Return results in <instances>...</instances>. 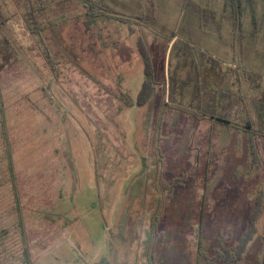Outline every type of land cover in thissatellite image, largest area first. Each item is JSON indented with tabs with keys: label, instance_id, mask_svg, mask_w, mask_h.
<instances>
[{
	"label": "rangeland",
	"instance_id": "1",
	"mask_svg": "<svg viewBox=\"0 0 264 264\" xmlns=\"http://www.w3.org/2000/svg\"><path fill=\"white\" fill-rule=\"evenodd\" d=\"M91 1L112 14L86 28L78 0H0V264L22 229L32 264H221L256 214L239 263L264 264V0L236 35L221 1ZM41 5L42 43L22 21ZM214 94L228 124L202 117Z\"/></svg>",
	"mask_w": 264,
	"mask_h": 264
},
{
	"label": "trees",
	"instance_id": "2",
	"mask_svg": "<svg viewBox=\"0 0 264 264\" xmlns=\"http://www.w3.org/2000/svg\"><path fill=\"white\" fill-rule=\"evenodd\" d=\"M78 1L81 3L83 8L87 9V13H85V15L83 16L80 15L81 18H83L82 23L86 26V28H88L92 22L91 16L96 15L99 12H107L109 14H112L110 12V9L105 7L103 4L96 3L91 0H78ZM209 1L210 2L211 1H216V2L221 1V3L223 4V11H225V13L228 11L227 13L229 17V22L231 23V26L233 29V35H236L237 33L241 32L239 27L241 26L242 17L247 12L252 13L254 10V6H255L253 5L254 0H209ZM184 5L185 6L190 5V1L184 0ZM262 7L264 9V3L262 4ZM47 14H48V8L41 5L37 9L31 8L28 11H26V13L23 16V20H22L26 31L30 35L37 37L41 41V43L43 42L42 33L45 32L46 30L47 23H46L45 18ZM263 15H264V10L261 12L262 17H264ZM119 20L120 22L125 23L124 20L122 19H119ZM255 20L256 19L252 13L250 17V23L252 26L256 25ZM139 38L140 37H138L136 40V47H137V51L140 55V59L143 64L144 79L136 95L135 106L140 108V107H144L149 102L151 97L153 96V92L155 90V82H154L153 73H152V63L150 62L149 55L147 54V51L145 50L144 46L142 45V41ZM189 46L191 48L193 47L191 44ZM16 53H18V50L14 46L12 39H10L9 36L6 34V21L2 18L0 14V66L2 62L8 64V62L11 59H15ZM223 92L224 91H222L221 94H223ZM221 94H219V96L217 97L215 96V94L210 95L209 106L208 105L205 106V108H207L206 111L201 110L202 117L208 116L210 121H213L219 124H228L229 121L224 119L223 116H221L222 115L221 112L219 113L212 112V108L214 109L215 106L218 109L217 102L214 103L213 101H217L218 97L222 101L223 96ZM200 106H201L200 104L197 105L196 111L198 113H200L199 112ZM212 128H213V125L211 126V129ZM12 184H13L15 202L18 204L19 199H18V193H17L14 179H12ZM257 218H258V214H256L255 216L251 215V218L249 220V223H250L249 228L246 232L243 233V235L240 236L237 246L235 248L222 247L219 250V252L216 253L214 257L215 261H218L221 264H240L239 261H240L241 254L243 253L246 245L251 241L253 235L256 232L254 228V221L257 220ZM17 224H18L17 228L22 229V223L20 220H18ZM20 235L22 237V242H23L22 243L23 245L22 260H21L22 264H32L29 253H28V249H27L26 234L24 233L23 229Z\"/></svg>",
	"mask_w": 264,
	"mask_h": 264
}]
</instances>
